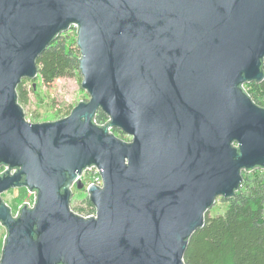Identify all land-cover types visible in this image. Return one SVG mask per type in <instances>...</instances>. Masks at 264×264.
<instances>
[{
    "label": "water",
    "instance_id": "1",
    "mask_svg": "<svg viewBox=\"0 0 264 264\" xmlns=\"http://www.w3.org/2000/svg\"><path fill=\"white\" fill-rule=\"evenodd\" d=\"M73 25L90 98L30 123L16 89ZM263 61L264 0H0V264H185L206 212L264 168V108L242 88ZM92 166L104 186L81 217L71 188ZM23 187L35 206L15 217L2 194Z\"/></svg>",
    "mask_w": 264,
    "mask_h": 264
},
{
    "label": "trees",
    "instance_id": "2",
    "mask_svg": "<svg viewBox=\"0 0 264 264\" xmlns=\"http://www.w3.org/2000/svg\"><path fill=\"white\" fill-rule=\"evenodd\" d=\"M80 59L77 39L70 41L69 36L61 34L37 59L38 77L46 86L76 75L83 81ZM262 70L264 72V61ZM36 81L23 79L16 89L17 102L24 112ZM242 88L253 103L264 108V80L246 83ZM73 109L68 108L61 119L68 117ZM96 117L99 123L108 119L102 110ZM114 134L125 140L120 130L114 129ZM223 200L228 204L226 210L215 215L206 212L204 226L188 240L185 264H264V168L243 171L242 184L235 195Z\"/></svg>",
    "mask_w": 264,
    "mask_h": 264
},
{
    "label": "rangeland",
    "instance_id": "3",
    "mask_svg": "<svg viewBox=\"0 0 264 264\" xmlns=\"http://www.w3.org/2000/svg\"><path fill=\"white\" fill-rule=\"evenodd\" d=\"M65 35L69 36L70 41H74L76 38L72 31L65 33ZM36 80L34 83L35 89L30 92V103L25 109L26 117L32 122L47 123L58 121L68 108H74L79 102L88 101L90 98L87 91L82 88L80 75L58 79L50 86L43 85L40 77H37ZM28 87H30V84H28ZM73 192L71 208L81 215L92 213L94 208L89 201L86 190H79L77 186H74ZM2 199L11 208L13 215H16L22 205L34 202V195L26 187L14 188L3 193ZM227 206V202L220 197L209 210V214L222 213ZM5 235L6 230L0 224V258Z\"/></svg>",
    "mask_w": 264,
    "mask_h": 264
},
{
    "label": "built area",
    "instance_id": "4",
    "mask_svg": "<svg viewBox=\"0 0 264 264\" xmlns=\"http://www.w3.org/2000/svg\"><path fill=\"white\" fill-rule=\"evenodd\" d=\"M70 31L74 32L75 37H76V39H77V38H78V33H79V27H78L77 25H73L72 28H71L67 33H69ZM96 116H97V115H96ZM96 116H95L94 121H95L96 124H98V125H104V124H106L108 121L111 120V119L108 117V119L106 120V122L99 123V122L97 121V117H96ZM26 120H27L28 122L32 123L31 120L28 119L27 117H26ZM114 129H115V128L110 127L108 131H109L111 134H114ZM114 135H115V134H114ZM124 139H125L124 141H130V140H131V138H130L129 136H127V135L124 136ZM8 169H9L8 166H3V167H1V168H0V174L4 173V172H5L6 170H8ZM15 171H16V169H11V170H10V174H14ZM78 180H80V181L84 184V187H85L84 189L86 190V193L88 194L89 198H90V192H89V186H90V185H95V186H98V187H100V188H103V186H104L103 177H102V175H101V170H100L98 167H96V166H92V167H89V168H87L86 170H84L83 173L78 177V179H77L76 181H78ZM74 186H76V182L74 183ZM31 193H33V195H34V202H33L32 204L25 203L24 205H27L28 208L33 209L34 206H35V192H31ZM72 211H73L75 214H77V215H79V216H81V217H91V216L96 217V216H97L96 209H95V211H93L92 213H88V214H86V215H81V214L75 212L73 209H72ZM17 214H18V213H17ZM17 214L14 215V216L17 217ZM5 230H6V229H5ZM6 236H7V232H6L5 238H6ZM5 238H4V241H5ZM2 251H3V250H2ZM1 257H2V255H1ZM0 259H1V258H0Z\"/></svg>",
    "mask_w": 264,
    "mask_h": 264
},
{
    "label": "flooded vegetation",
    "instance_id": "5",
    "mask_svg": "<svg viewBox=\"0 0 264 264\" xmlns=\"http://www.w3.org/2000/svg\"><path fill=\"white\" fill-rule=\"evenodd\" d=\"M73 187H74V185L72 186L71 189H72V193L74 194V192H73ZM83 190H84V189H83ZM72 197H73V195H72ZM22 207H23V205H22ZM22 207H21V208H22ZM21 208H20V209H21Z\"/></svg>",
    "mask_w": 264,
    "mask_h": 264
}]
</instances>
